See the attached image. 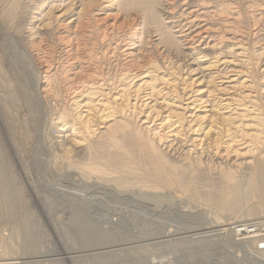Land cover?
Returning a JSON list of instances; mask_svg holds the SVG:
<instances>
[{
    "label": "bare ground",
    "instance_id": "bare-ground-1",
    "mask_svg": "<svg viewBox=\"0 0 264 264\" xmlns=\"http://www.w3.org/2000/svg\"><path fill=\"white\" fill-rule=\"evenodd\" d=\"M33 9L26 34L33 39L50 36L65 54L58 65L43 64L44 75L33 85L44 103L60 104L52 123L62 137L61 154L66 159L69 150L79 146L97 156L98 150L93 153L96 146L114 144L118 134H130L139 153L150 159L161 160V146L184 158L193 156L198 162L208 159L241 169L250 183L238 195L227 196L235 202L227 208L221 206L220 216L196 210L180 213L181 225L176 229L133 242L111 241L108 229L75 212L68 216L66 226L77 230L73 243L78 247L62 242L57 250L62 252L56 251L59 257L26 262L22 257H8L5 261L0 258V264H170L169 256L157 255L158 246L201 243L223 236L224 242L231 238L261 261L264 233L256 232L255 227L264 218L247 223L231 218L237 217L236 202L241 198L250 193L264 197V0H41ZM144 33L150 40L144 41ZM171 53L178 57L170 59ZM104 66L117 72L104 73ZM93 118L98 122L95 126H100L91 143ZM66 119L73 124L65 126ZM2 147L0 141V178L9 179L12 172ZM93 159L86 164L88 172L103 171L101 163ZM224 168L227 166L222 168L227 185L233 171ZM159 173L148 174L156 185L163 181ZM139 174L133 176L142 177ZM255 207L245 209L243 215L263 210ZM241 232L244 235L238 237ZM51 252L40 250L38 256Z\"/></svg>",
    "mask_w": 264,
    "mask_h": 264
},
{
    "label": "rangeland",
    "instance_id": "rangeland-1",
    "mask_svg": "<svg viewBox=\"0 0 264 264\" xmlns=\"http://www.w3.org/2000/svg\"><path fill=\"white\" fill-rule=\"evenodd\" d=\"M14 1L0 0V141L12 172L11 178H0V258L31 255L34 252L38 259H46L50 257L43 258L40 253L38 256L40 250H52L48 255L59 257L61 254L57 253L62 251L57 250H60L63 243L78 247L74 244L77 241L74 237L77 230L66 226L68 218L75 212L102 229H108L111 241L133 242L148 234L176 229L181 225L180 213L196 210L201 213H219L220 216L221 206L227 208L235 202L227 196L238 195L250 183L246 181L245 172L241 169H232L230 165H226L225 171H233L230 179L233 182L229 181L227 186L223 179L225 172L222 168L226 167L223 163L218 164L208 159L198 162L193 156L185 159L180 152L169 151L161 146V160L153 157L152 160L139 153L140 149L130 134H118L117 143L109 142L110 146L108 142H105L107 146L104 142L100 147L96 146L98 149H93V153L98 150L95 153L97 156H90L84 146H79L69 150V158L66 159L61 154L62 137H58V128L52 123L61 109L60 104L53 101L55 104L50 107L44 103L33 85L36 78L42 79L44 75L40 68L43 64L52 62L58 65L64 61L65 54L57 49L50 36L33 39L26 34L31 26L30 16L35 11L33 7L41 0ZM129 19L126 18L127 21ZM145 34L147 33H144V41L150 40L149 34ZM174 56L178 57L173 53L167 57L176 58ZM108 69L110 68L104 66V73L117 72ZM73 83L77 84L78 79L75 78ZM66 120L68 123L65 126L73 124L71 119ZM92 120L89 125L93 124L91 129L94 128L95 132L88 139L94 143L99 131L97 127L100 125L95 126L98 122L95 118ZM138 153L153 162L142 158ZM130 158L136 162L139 160V164L136 165ZM90 159L101 163V169L104 170L89 173L86 164L92 161ZM154 170H160L159 176L163 179L158 186L148 176ZM135 172H144V175L141 173L139 176L142 177H135ZM145 175L147 177H143ZM164 179L169 181L165 182ZM241 200L236 202L237 217L231 218V221L247 223L259 216L264 218V197L250 193ZM177 202L180 205H176ZM251 207L263 210L256 215H243ZM52 224H58L59 227H51ZM255 228L256 232L264 233V223ZM68 234L73 236V241L70 237H65ZM242 235L243 232L238 237ZM221 238H207L201 243L176 246L164 244L158 246L156 253L169 256L170 264H264V258L260 257L261 261L253 259L247 254L248 249L235 244L231 238L227 237L226 242L224 236ZM202 242H205L204 245ZM260 247H264V244H260ZM189 253L194 255L192 259L187 257Z\"/></svg>",
    "mask_w": 264,
    "mask_h": 264
},
{
    "label": "crops",
    "instance_id": "crops-1",
    "mask_svg": "<svg viewBox=\"0 0 264 264\" xmlns=\"http://www.w3.org/2000/svg\"><path fill=\"white\" fill-rule=\"evenodd\" d=\"M31 254H33V255H23V254H21L20 256H17L18 258H21V260H24L25 262L26 261H31V260H34L35 258H36V255H34L35 253L33 252V253H31ZM26 256H28L27 258H26ZM40 256V255H39ZM47 256H50V255H47ZM41 257H45V256H41ZM52 257V256H51ZM10 258H14V257H10ZM1 259H2V261H5V257H1ZM31 259V260H30Z\"/></svg>",
    "mask_w": 264,
    "mask_h": 264
}]
</instances>
